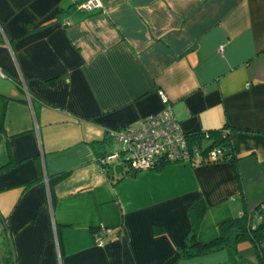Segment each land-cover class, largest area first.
<instances>
[{
	"label": "crops",
	"instance_id": "obj_1",
	"mask_svg": "<svg viewBox=\"0 0 264 264\" xmlns=\"http://www.w3.org/2000/svg\"><path fill=\"white\" fill-rule=\"evenodd\" d=\"M83 1L0 0V264H242L247 241L178 249L192 209L205 243L264 203V0ZM160 90L186 135L227 128L233 167L110 169L111 132L160 112Z\"/></svg>",
	"mask_w": 264,
	"mask_h": 264
},
{
	"label": "built area",
	"instance_id": "obj_2",
	"mask_svg": "<svg viewBox=\"0 0 264 264\" xmlns=\"http://www.w3.org/2000/svg\"><path fill=\"white\" fill-rule=\"evenodd\" d=\"M101 6L100 0H85L79 9L91 12ZM157 95L163 105L160 112L145 118L138 127L111 132L114 140L122 145L121 157L129 169L143 171L167 163L199 165L202 161L215 162L220 152L213 148L201 155L196 146L198 142L189 139L175 118L168 96L161 90ZM106 233L99 230L94 236L98 246L104 245L103 236Z\"/></svg>",
	"mask_w": 264,
	"mask_h": 264
},
{
	"label": "trees",
	"instance_id": "obj_3",
	"mask_svg": "<svg viewBox=\"0 0 264 264\" xmlns=\"http://www.w3.org/2000/svg\"><path fill=\"white\" fill-rule=\"evenodd\" d=\"M191 141H196L201 155L207 154L211 149L216 148L219 151L218 159L213 163L227 162L232 167L235 165L236 157L234 156L232 142L230 140V132L226 127L203 132L189 136ZM122 151V150H121ZM123 161V160H122ZM125 164V163H124ZM170 165H180L186 163H167ZM188 164V163H187ZM211 164L208 162H201L199 165ZM166 165V164H163ZM127 169L123 173L125 176H134L139 171H132L128 165H124ZM63 176H59L54 180L49 181L51 186L53 183L61 179ZM189 216L192 218V230L189 237L184 240L179 247L178 261L188 260L193 258L202 257L204 255L219 252L226 247L237 245L241 242H250L254 247L258 264H264L261 247L264 244V203L259 206L254 212H248L245 208L240 216L226 221L219 225L218 236L211 241L202 243L197 238L198 221L193 219H201L204 215V211L192 209ZM99 231V230H97ZM177 261V260H176ZM176 262L174 261V264ZM2 264H16L15 259L12 256L4 257Z\"/></svg>",
	"mask_w": 264,
	"mask_h": 264
},
{
	"label": "rangeland",
	"instance_id": "obj_4",
	"mask_svg": "<svg viewBox=\"0 0 264 264\" xmlns=\"http://www.w3.org/2000/svg\"><path fill=\"white\" fill-rule=\"evenodd\" d=\"M109 146L110 147H115V150H116V147L117 149L120 151L122 150V146H118V145H114L112 143V141L109 143ZM112 153L113 150H112ZM116 153V151H115ZM111 161H109V167L110 169H113L115 170V172H120L122 171V173H124L125 171V166H124V163L123 161L121 160V158H117V156L114 154L113 157H110ZM187 164V163H186ZM163 165V164H162ZM187 165H191V164H187ZM171 166V165H170ZM127 169V168H126ZM140 172V171H139ZM166 176L168 177V180H172L174 181L173 182H170L171 183V186L168 184L169 182H167L166 180ZM176 180H178L176 178V176L174 174H170V172L168 173H165L162 178H161V185H160V188H161V191H163V196H167L168 194L170 195V193H175V189L174 187L172 186V183L173 185L176 184ZM185 180V179H184ZM147 182H143L142 184H146ZM159 186V185H158ZM146 199V197H145ZM144 201L142 198H141V202ZM140 202V201H139ZM254 248V247H253ZM251 246L247 249V250H244L243 252V261H242V264H254L255 262H257V257H256V253H255V250L253 249ZM236 255V254H235ZM237 256V255H236ZM238 257V256H237Z\"/></svg>",
	"mask_w": 264,
	"mask_h": 264
}]
</instances>
